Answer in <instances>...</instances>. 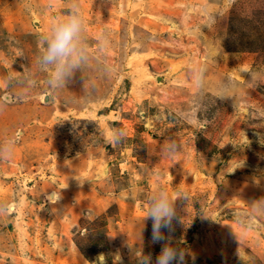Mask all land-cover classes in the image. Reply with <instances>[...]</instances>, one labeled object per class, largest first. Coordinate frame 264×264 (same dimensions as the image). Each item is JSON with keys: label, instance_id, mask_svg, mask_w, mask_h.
Returning a JSON list of instances; mask_svg holds the SVG:
<instances>
[{"label": "rangeland", "instance_id": "rangeland-1", "mask_svg": "<svg viewBox=\"0 0 264 264\" xmlns=\"http://www.w3.org/2000/svg\"><path fill=\"white\" fill-rule=\"evenodd\" d=\"M73 3L89 59L57 90L41 37ZM262 136L264 0H0V264H137L164 245L264 264ZM159 186L189 198L154 242Z\"/></svg>", "mask_w": 264, "mask_h": 264}, {"label": "clouds", "instance_id": "clouds-1", "mask_svg": "<svg viewBox=\"0 0 264 264\" xmlns=\"http://www.w3.org/2000/svg\"><path fill=\"white\" fill-rule=\"evenodd\" d=\"M83 32V18L79 7L73 3L68 12L54 22L50 30L42 35L43 48L38 63L43 66V70L47 73L50 88L61 89L67 78L72 76L89 59L87 54L88 46ZM101 39L105 47L107 40L103 35H101ZM123 136V130H114L112 140L119 141ZM248 143V139L242 141L241 146ZM260 143L264 144V136L261 137ZM11 144L12 141H8L4 146V150L10 151ZM176 148V144H169L166 146V151L172 153L176 151ZM242 163L238 166L242 165ZM177 197L182 199L189 198L186 192L177 190L173 194L163 186L153 190L149 198L146 215L143 218L152 221V240L154 242L166 239L162 230L171 227V221L175 215L174 200ZM257 207L264 213V202H259ZM238 255L242 260H245L241 253L238 252ZM184 259V252L168 245H164L155 258L151 255L137 253V264H184ZM104 260L105 257L101 255L99 257L100 264H104Z\"/></svg>", "mask_w": 264, "mask_h": 264}, {"label": "water", "instance_id": "water-1", "mask_svg": "<svg viewBox=\"0 0 264 264\" xmlns=\"http://www.w3.org/2000/svg\"><path fill=\"white\" fill-rule=\"evenodd\" d=\"M6 98H7V99H9V98H10V96H9V95H7V96H6ZM48 99H49V95H46V100H48Z\"/></svg>", "mask_w": 264, "mask_h": 264}, {"label": "crops", "instance_id": "crops-1", "mask_svg": "<svg viewBox=\"0 0 264 264\" xmlns=\"http://www.w3.org/2000/svg\"><path fill=\"white\" fill-rule=\"evenodd\" d=\"M66 183V182H65ZM65 185V184H64ZM66 186V185H65ZM56 193V192H55Z\"/></svg>", "mask_w": 264, "mask_h": 264}, {"label": "trees", "instance_id": "trees-1", "mask_svg": "<svg viewBox=\"0 0 264 264\" xmlns=\"http://www.w3.org/2000/svg\"><path fill=\"white\" fill-rule=\"evenodd\" d=\"M80 246V245H79ZM80 248H81V246H80Z\"/></svg>", "mask_w": 264, "mask_h": 264}]
</instances>
